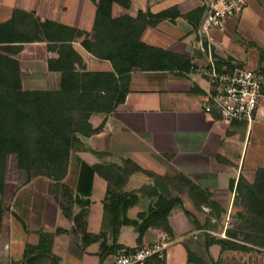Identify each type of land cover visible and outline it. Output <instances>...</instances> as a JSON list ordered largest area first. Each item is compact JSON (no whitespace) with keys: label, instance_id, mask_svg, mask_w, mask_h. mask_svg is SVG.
I'll return each instance as SVG.
<instances>
[{"label":"crops","instance_id":"1","mask_svg":"<svg viewBox=\"0 0 264 264\" xmlns=\"http://www.w3.org/2000/svg\"><path fill=\"white\" fill-rule=\"evenodd\" d=\"M96 1L0 0V22L10 17L13 9H20L32 12L40 21L50 20L91 35ZM137 11L165 12L159 19L145 15L135 21L138 25L143 23L139 41L164 50L160 59L164 69L129 71L123 101L105 116L97 132L78 136L82 148L70 153L65 176L58 182L71 191L68 218L61 214L56 201L60 198L59 190H53L47 178H32L16 187L8 199H5L3 185L0 201L7 215L3 212L0 225V264L18 260L26 244L35 245L38 239L35 231L39 228L63 230L51 239L50 253L56 257L57 264L109 263L111 257L98 261L97 242L83 244L84 234H97L100 230L106 190L105 180L91 171L90 166L96 163L120 166L126 159L162 176L169 195L181 201V206L173 207L167 215L172 242L164 259H148L145 264H195L187 263L186 249L202 264L251 263L249 251L221 249L216 244L205 248L203 233L226 238L225 229L242 227L238 214L243 213L244 208L239 200L235 201V185L239 176L251 182L254 170L264 168V84L259 110L249 124L224 121L215 113L204 112L200 106L208 88L200 69L206 65L209 55L256 68L257 50L246 42L264 50V0H243L239 13L227 18L221 28L212 29L206 36L198 31L203 13L200 1L129 0L127 7L117 2L110 5L112 19L134 18ZM83 37H72L65 42L78 57L73 67L111 71L107 60L91 56L81 46ZM59 43L44 40L14 44L21 45L12 57L18 62L22 89L59 88V72L48 69L58 58L55 46ZM262 67L264 76V62ZM102 118V114H96L89 121L97 126ZM178 175L210 194L223 211L219 217L204 204L193 202L187 186L178 181ZM49 186L52 192L47 190ZM141 186L151 190L153 180L137 171L127 176L121 188L134 191ZM150 199L147 195L142 197L127 213L133 216L145 210ZM14 215L23 221L28 233L22 230ZM128 227L131 228L127 225L119 228L117 242L133 247L136 235ZM159 231L157 227L147 228L141 245L152 242Z\"/></svg>","mask_w":264,"mask_h":264},{"label":"trees","instance_id":"2","mask_svg":"<svg viewBox=\"0 0 264 264\" xmlns=\"http://www.w3.org/2000/svg\"><path fill=\"white\" fill-rule=\"evenodd\" d=\"M112 2L127 7L129 0H97L91 35L50 20L40 21L32 12L20 9H13L11 16L0 22V189L7 156L13 155L20 185L34 177L50 180L53 190H59L60 198L53 195L55 200L57 198L61 214L66 218L70 215L71 191L58 182L65 176L70 153L82 148L78 136L86 137L97 132L105 116L123 101L127 92L126 77L129 71L164 69L160 65L164 50L140 42L143 23L138 25L135 21L145 15L159 19L165 12L151 14L137 11L134 18L123 16L112 19ZM81 35H84L81 46L91 56L107 60L111 71L96 72L73 67L72 63L78 57L65 42ZM44 40L60 42L55 46L58 58L48 65V69L59 72V88L22 89L18 62L12 57L20 50L21 45L14 44ZM246 44L256 48V69L263 73L264 50L253 43ZM215 59L216 68L227 61ZM96 114H102L103 118L97 126H92L89 119ZM90 169L106 182L100 230L97 234L83 235V244L98 243L96 255L99 262L109 257L112 260L120 250L127 251L141 246L142 235L149 227H157L170 233L167 215L173 207L181 206V201L178 197L169 195L162 176L143 170L128 159L123 160L120 166L96 163ZM137 171L152 178V189L141 186L134 191H122L121 187L127 176ZM177 179L187 186V192L195 204H204L219 217V213L223 211L205 189L191 184L182 175H178ZM231 185L232 181L229 182V186ZM47 190L52 192L50 186ZM235 191V201L239 200L244 208L243 213L238 214L242 227L225 229L226 238H215L207 232L203 233L205 248L211 244L226 250L248 251L252 246L264 248V168L258 167L254 170L251 182H246L239 176ZM146 195L151 198L146 209L137 211L133 216L129 215L128 209ZM4 209L0 201V225ZM183 212L189 216V213ZM14 217L22 230L28 233L23 221L16 215ZM123 225L130 226L136 235L133 247L117 242L119 228ZM61 232L63 230L60 228L52 231L39 228L35 231L37 243L26 244L21 257L10 264H57L56 257L50 253V247L52 237ZM186 261L203 263L188 249Z\"/></svg>","mask_w":264,"mask_h":264},{"label":"built area","instance_id":"3","mask_svg":"<svg viewBox=\"0 0 264 264\" xmlns=\"http://www.w3.org/2000/svg\"><path fill=\"white\" fill-rule=\"evenodd\" d=\"M197 1L203 6L198 31L205 36L212 29L221 28L227 18L239 13L243 7V0ZM215 61L209 55L206 65L200 69L208 85L200 102L202 110L215 113L224 121H243L249 124L260 107L263 74L256 68L228 60L216 68ZM171 242L169 233L159 231L152 242L132 250H120L107 264H145L148 259L161 261Z\"/></svg>","mask_w":264,"mask_h":264},{"label":"rangeland","instance_id":"4","mask_svg":"<svg viewBox=\"0 0 264 264\" xmlns=\"http://www.w3.org/2000/svg\"><path fill=\"white\" fill-rule=\"evenodd\" d=\"M170 174L174 175L173 173H170ZM4 181L2 182L1 188L3 189V185L5 186L4 196L6 198L5 197L4 198L8 199L10 198L15 188L20 186V181H21L19 178L18 172L15 168V162H14L13 155L7 156L6 165H5ZM3 212H5V214L7 215V211L5 209ZM128 229L132 231V228L128 227ZM248 251H249L248 260L251 261V263L249 262L248 264H264V248L261 247V249H257L256 247H250V250ZM243 262L245 263V261ZM225 264H239V262H230V263H225Z\"/></svg>","mask_w":264,"mask_h":264}]
</instances>
